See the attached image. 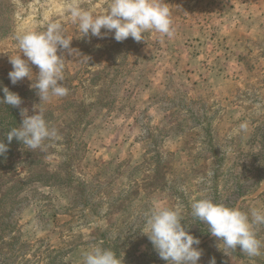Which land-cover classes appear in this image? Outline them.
<instances>
[{"label": "rangeland", "instance_id": "rangeland-1", "mask_svg": "<svg viewBox=\"0 0 264 264\" xmlns=\"http://www.w3.org/2000/svg\"><path fill=\"white\" fill-rule=\"evenodd\" d=\"M71 2L0 0V99L3 87L19 93V115L40 100L32 81L8 78L17 34L59 22L83 56L57 53L68 93L42 105L57 138L35 150L4 142L0 264H83L93 247L121 264H167L142 232L157 205L200 240L198 264H264V224L252 223L264 214V0H163L174 35L141 42L82 37ZM75 2L99 13L109 0ZM200 199L246 213L260 254L218 249L191 215Z\"/></svg>", "mask_w": 264, "mask_h": 264}, {"label": "clouds", "instance_id": "clouds-1", "mask_svg": "<svg viewBox=\"0 0 264 264\" xmlns=\"http://www.w3.org/2000/svg\"><path fill=\"white\" fill-rule=\"evenodd\" d=\"M67 16L78 27L82 37L95 36L103 38L114 33L117 42L131 37L136 42L144 41L143 34L154 31L171 38L174 35L169 8L163 0H109L107 7L99 13L85 9L73 2L66 6ZM106 30L104 33L101 30ZM20 54L9 58L12 70L8 78L13 85L27 78L32 81L30 88L35 90L40 103L34 106L36 114L29 116L28 110L21 109L22 123L12 128L6 135L9 143L13 138L29 149L40 148L46 139L57 138L55 129H50L44 119L42 105L52 98L64 97L68 89L61 83L64 79V57L58 51H67L69 56L83 57L79 50L71 48L73 39L64 34L59 22H50L42 32H24L15 36ZM22 56L24 58H22ZM36 66L38 74L33 75L32 67ZM35 76V82H33ZM3 99L0 103L11 108H19L21 97L8 87L2 88ZM241 131H247V122L239 125ZM8 151L7 145L0 141V155ZM191 215L209 226V233L219 241L221 250H236L250 257L260 254V242L256 239L248 215L237 208L215 204L209 199H200L191 205ZM252 223L264 224V214L253 210ZM159 257L167 264H198L202 255L198 248L200 240L190 235L182 224L178 210L157 205L147 219L145 230ZM83 264H121L116 254L108 249L93 247L84 254ZM210 264H216L212 258Z\"/></svg>", "mask_w": 264, "mask_h": 264}, {"label": "trees", "instance_id": "trees-1", "mask_svg": "<svg viewBox=\"0 0 264 264\" xmlns=\"http://www.w3.org/2000/svg\"><path fill=\"white\" fill-rule=\"evenodd\" d=\"M17 94L19 95V93ZM20 116L21 115H19V110L17 108H11L6 104L0 107V141H2L3 143H9L6 139V135L12 128L20 126V124L22 123V117ZM71 137L72 135L71 133H69L68 139H71ZM15 140L16 139L13 138L11 143H13Z\"/></svg>", "mask_w": 264, "mask_h": 264}]
</instances>
